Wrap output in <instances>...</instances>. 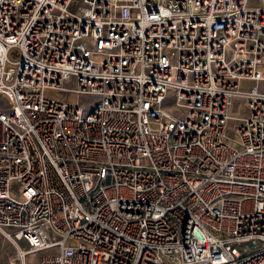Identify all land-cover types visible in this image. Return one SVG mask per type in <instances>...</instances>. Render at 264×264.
I'll list each match as a JSON object with an SVG mask.
<instances>
[{
  "label": "built area",
  "instance_id": "1",
  "mask_svg": "<svg viewBox=\"0 0 264 264\" xmlns=\"http://www.w3.org/2000/svg\"><path fill=\"white\" fill-rule=\"evenodd\" d=\"M3 241L264 264V0H0Z\"/></svg>",
  "mask_w": 264,
  "mask_h": 264
},
{
  "label": "rangeland",
  "instance_id": "2",
  "mask_svg": "<svg viewBox=\"0 0 264 264\" xmlns=\"http://www.w3.org/2000/svg\"><path fill=\"white\" fill-rule=\"evenodd\" d=\"M7 57L9 61L15 62L20 57V51L16 47H12L9 49ZM7 67H13L12 63L7 62ZM70 99V98H69ZM78 102H82V100H78ZM15 252L11 244L3 241L0 245V264H19L17 260L14 259Z\"/></svg>",
  "mask_w": 264,
  "mask_h": 264
},
{
  "label": "bare ground",
  "instance_id": "3",
  "mask_svg": "<svg viewBox=\"0 0 264 264\" xmlns=\"http://www.w3.org/2000/svg\"><path fill=\"white\" fill-rule=\"evenodd\" d=\"M70 100H71L72 102H78V101H76V100H75L74 98H72V97H70ZM81 103L84 104V103H86V102L82 100Z\"/></svg>",
  "mask_w": 264,
  "mask_h": 264
}]
</instances>
